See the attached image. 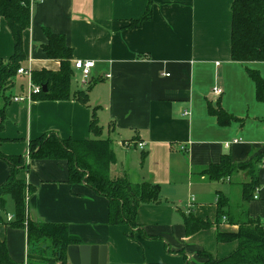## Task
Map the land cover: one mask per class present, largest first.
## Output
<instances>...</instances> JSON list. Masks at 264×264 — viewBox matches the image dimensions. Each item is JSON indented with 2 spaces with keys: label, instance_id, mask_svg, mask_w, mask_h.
Returning a JSON list of instances; mask_svg holds the SVG:
<instances>
[{
  "label": "crops",
  "instance_id": "crops-1",
  "mask_svg": "<svg viewBox=\"0 0 264 264\" xmlns=\"http://www.w3.org/2000/svg\"><path fill=\"white\" fill-rule=\"evenodd\" d=\"M233 1L152 0L150 17L135 26L132 21L143 17L149 0L31 3L25 67L60 70V61L42 47L47 28L64 35L73 48L74 73L70 99L15 101L29 82L18 74L10 101L5 106L0 100L5 110L0 150L24 159L17 177L27 186V220L67 226L68 235L79 240L75 244L107 246V264H221L208 261L238 249L240 224L249 219L264 224V102L257 99L248 72L250 67L264 77V61L232 59ZM13 53L12 32L0 17V57L7 61ZM76 60L95 62L88 83L74 69ZM21 77L27 84L21 81L18 87ZM80 90L87 102L74 96ZM211 106L237 119L221 124ZM93 115L102 129L100 138L110 140V177L160 187L157 202L139 206L134 227L112 224L109 199L85 182L71 183L67 160L30 155V142L44 134L55 132L77 142L96 138ZM225 154L237 165L263 157L257 168L258 198L244 199L249 171L219 180L203 172ZM11 171L0 157V185ZM221 199L226 202L223 214ZM15 208L8 196L0 218V244L8 261L0 264L39 263L31 256L27 227L13 224ZM192 217L211 225L189 233L186 222ZM221 234L234 237L220 240Z\"/></svg>",
  "mask_w": 264,
  "mask_h": 264
},
{
  "label": "trees",
  "instance_id": "trees-1",
  "mask_svg": "<svg viewBox=\"0 0 264 264\" xmlns=\"http://www.w3.org/2000/svg\"><path fill=\"white\" fill-rule=\"evenodd\" d=\"M152 0L139 20H133L131 26L139 25L148 19L152 13ZM232 10V59L241 63L264 61V0H234ZM0 17H3L14 38V53L9 60L0 57V100L5 101V106L10 101L12 90L15 87V78L20 67L25 66L27 59L24 49V32L30 28L32 19L31 0H0ZM48 41L42 47L46 54L60 61L59 71L48 69L34 70L32 81L42 87L47 86V91L33 97L34 100H64L72 97L71 81L74 73L72 67L73 48H71L62 34H57L45 29ZM248 72L256 85V97L264 102V77L256 69L248 67ZM78 91L74 96L85 101L87 95ZM87 102V101H85ZM4 108H0V130L4 128ZM219 123L227 124L235 119L220 106L210 108ZM93 115L91 127L97 136L89 141L77 142L71 138L63 139L55 132L44 134L30 142V155L37 159L67 160L69 168L68 179L71 183L85 182L97 194L106 196L110 201V221L112 224H129L136 226V217L139 206L144 202H157L160 197V187L151 182L133 183L126 177L111 178L109 175L110 164L114 159L110 149V140L101 137V126L97 117ZM0 157L6 159L11 167L8 180L0 185V209H5L8 196L15 202L14 225L27 227L29 241L33 251L31 256L46 261L48 258L40 257L52 245V259L49 261L58 264H67L68 247L78 243L79 240L68 235L67 226L62 224L35 223L27 220V186L24 180L17 177L19 170L25 167L22 156L5 155L0 150ZM262 156L257 157L247 164H234L229 154L223 155L221 161L212 164L203 172L211 179L219 180L238 172L249 171L250 181L243 183L244 199L251 200L259 186L257 168ZM32 187L30 186V189ZM220 213L226 205L224 199L220 201ZM2 214L0 213V218ZM211 222L199 221L192 217L187 220L186 226L189 233L208 228ZM239 239L238 249L231 255L220 260L211 259L208 263L221 264H264V224L260 220L249 219L240 224L235 235ZM234 235H219L220 240L229 239ZM44 250L34 253V247ZM4 244H0V260L8 261L4 253ZM44 247V246H43ZM45 256V254H43ZM6 256V257H5ZM48 261V262H49ZM41 264L43 263L41 260ZM11 263V262H10ZM40 263V262H39ZM34 264V263H30Z\"/></svg>",
  "mask_w": 264,
  "mask_h": 264
},
{
  "label": "built area",
  "instance_id": "built-area-1",
  "mask_svg": "<svg viewBox=\"0 0 264 264\" xmlns=\"http://www.w3.org/2000/svg\"><path fill=\"white\" fill-rule=\"evenodd\" d=\"M41 0H31V3L34 4L35 2H39ZM74 69L78 70L81 74V77L85 83H88L90 80V77L92 75V69L95 67V62L93 60H76L73 63ZM18 74L25 75L28 77L29 82H28V90L23 93V95H18L14 97L15 101H26V102H33L35 101L33 97L39 93L42 92L43 87L41 85L35 84L32 81V71L29 68H26L25 66H22L18 69L17 71ZM215 93H222V90L215 88L214 89ZM186 114L188 112H185ZM138 147L144 148L145 144L143 142H137L136 143ZM126 146L130 145L129 143L125 144ZM264 166V164H263ZM258 192V189L256 190ZM255 198H258V194H255ZM0 213L2 214L3 211L0 209ZM8 220H13V216L11 214H8L7 216Z\"/></svg>",
  "mask_w": 264,
  "mask_h": 264
},
{
  "label": "water",
  "instance_id": "water-1",
  "mask_svg": "<svg viewBox=\"0 0 264 264\" xmlns=\"http://www.w3.org/2000/svg\"><path fill=\"white\" fill-rule=\"evenodd\" d=\"M47 91V86L43 87ZM107 246L72 244L68 247L70 264H107Z\"/></svg>",
  "mask_w": 264,
  "mask_h": 264
},
{
  "label": "rangeland",
  "instance_id": "rangeland-1",
  "mask_svg": "<svg viewBox=\"0 0 264 264\" xmlns=\"http://www.w3.org/2000/svg\"><path fill=\"white\" fill-rule=\"evenodd\" d=\"M22 79H24V80H22ZM17 80H18V84H17V86L19 87L20 86V84H21V81H24L25 82V84H27V78L26 77H21V78H17ZM26 92V91H25ZM44 246V247H43ZM42 247H41V249H39V251L40 250H44L46 247H47V245H43ZM54 247V245H52L49 249H47V251L46 252H44V253H41V255H40V257H46V258H48V260H46V261H44L42 258H41V260L43 261V263H49L48 261L49 260H51L52 259V249L51 248H53ZM51 249V250H50ZM43 254H45V256L43 255ZM37 261H39L40 263H37L36 261H33L32 260V262L33 263H35V264H41L42 262H41V260L40 259H36Z\"/></svg>",
  "mask_w": 264,
  "mask_h": 264
}]
</instances>
